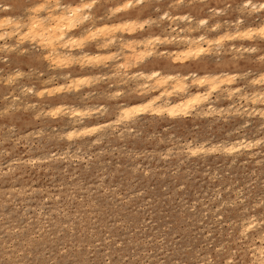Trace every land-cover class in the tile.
Wrapping results in <instances>:
<instances>
[{
  "label": "rangeland",
  "instance_id": "1",
  "mask_svg": "<svg viewBox=\"0 0 264 264\" xmlns=\"http://www.w3.org/2000/svg\"><path fill=\"white\" fill-rule=\"evenodd\" d=\"M41 1L0 0L10 7L0 18L7 13L23 24L42 18L46 12L41 6V11L33 10ZM82 1L92 0L58 2ZM93 1L84 32L125 19L149 22L143 30L137 24L133 33L121 29L105 49L100 38L74 46L77 62L62 67L53 65L40 42L18 39V31L0 38V264H256L254 248L264 232V119L252 110L254 115H237L235 108L246 103L237 102V95L228 100L221 92L205 102L220 107L212 115L204 116V105L201 116L198 111L176 119L140 114L129 123L113 120L121 104L141 101L129 74L145 70L146 62L135 64L137 59L126 54L123 45L129 39L135 44L146 36L164 37L175 23L185 36L205 32L214 37L231 32L238 18L240 27L259 25L264 9L255 14L241 9L246 0H131L134 4L126 9L124 0ZM162 14L178 18L170 22ZM182 16L192 21L184 22ZM200 19H207L205 28L197 25ZM215 23L219 26L213 32ZM77 28V35L84 33ZM221 45L211 46L191 69H183L164 52L182 44H156L148 63L155 59L168 72H228L235 74L231 87L238 93L264 90V44L252 38ZM80 50L103 55L85 65ZM122 55L133 63L119 59ZM67 72L71 78L90 79L69 88L63 77ZM114 72L118 74L111 77ZM56 84L63 91L60 86L59 92L51 90ZM67 106L97 113L71 123ZM102 122L107 126L96 132L65 134L71 127ZM242 138L252 142L248 149L228 155L218 147ZM199 145L203 151L188 153V146ZM250 220L255 227L244 232Z\"/></svg>",
  "mask_w": 264,
  "mask_h": 264
},
{
  "label": "bare ground",
  "instance_id": "2",
  "mask_svg": "<svg viewBox=\"0 0 264 264\" xmlns=\"http://www.w3.org/2000/svg\"><path fill=\"white\" fill-rule=\"evenodd\" d=\"M43 1L45 3L42 1L40 2L41 4H43V6L41 4L39 5V3H38V7L35 5L36 7L33 8L34 11L40 10V9H37L40 6L42 7V8L40 7L42 10L44 9L46 14L42 18L40 17L41 15L39 16L35 12V14L37 16H39V18H36L37 16L36 17L34 16V17L30 18V20L28 22L23 24V23H20L19 21H16L15 20L16 18L9 16L7 13H5L3 16H1L0 28L1 29L3 28V29L2 30L0 29L2 32V33H0V38L5 35L3 37L5 39L7 36H9V34L13 35L15 31L16 32L18 31V34L15 32L17 34L16 37L18 39H19L18 35H20V38L22 37V39H24L23 36H25V38L27 37V39L40 42L41 46H44L45 49H47V51L49 53L48 58L49 57L52 58V60L51 59L50 60L52 61L53 65L55 63L56 66L58 65L59 67H62L61 65L67 66V65H71V64L77 62V59L72 52V49L74 48V46H79V48H80L81 45H83L84 43H87L86 42L87 40L89 41V39H91L90 41H92V40L94 41V39L98 40L100 38L101 39V41H99L100 46H102L101 47L102 49H105L108 46L113 45L115 43V38H117V33L121 29H128L130 32L133 33V31L135 32V29H137L136 27H138V26H139L138 28L142 27V30H143V28L149 22V21L145 20L146 22L144 25V24H138L137 23L138 21H135L133 19H125L123 21H118V22L101 23V24L96 25L94 27L90 26L88 28V30L86 29V31L84 32L85 28L83 27V24L86 21H88L90 18V14L88 13V11H90L93 8L92 7V5L94 3L93 0L89 1V2H85V1H82L81 3L79 2V5L68 4L65 6L60 4L58 2L59 0H53V1L52 0H43ZM50 3H52V4L50 5ZM122 3L126 4L125 6L121 5V6H124V8L126 9L128 7L130 8L132 6V4H134V1L131 2V0H124ZM138 3H141V0H138ZM44 4H45V6H44ZM121 6H118L119 9ZM124 8H123V10H124ZM241 9L246 10L249 13L255 14V13L260 12L259 9H264V3H261L258 6V4H255L252 0H246L242 3ZM9 10H10V7L8 5H0V12H8ZM113 10H115V9L113 8ZM220 13L221 12H219V14ZM126 15L129 16L130 14L127 13ZM183 16L180 18L182 21L185 22L188 19V16L187 17H183ZM162 18H164V20L168 18L170 20V22H173V20L178 18V17L176 16L173 19L172 17L169 18L168 15H163ZM169 20H168V22H169ZM178 20H180V19H178ZM189 21L191 22L192 20H189ZM189 21L187 20V23ZM141 22H143V21H141ZM174 22H176V20H174ZM207 22H208L207 19H200L196 23H198L197 25H199L201 28L202 27L205 28L207 26ZM242 22H243V20L241 18H238V20H236L235 23L231 24V26L233 27L231 32H224V33L218 34L214 37L206 36L205 32L198 34L196 36H188V35L185 36V34L183 33L184 31L181 28H178L176 23H175V24H171L173 26L169 30L172 33V34L169 33L170 35L168 34V35H165L164 37H160L158 35L146 36L142 40L135 41V44L133 41H130V39H129V42H127V43L123 42V43H126L123 45L124 47L126 46L125 50L128 51V52H126V54L128 56L130 54V57L133 56V57H135V59H137L136 60L137 62L134 61L135 64L139 63V62H142V63L146 62L147 65L145 63V65L143 66V68H145V70H137V71H133L131 74H129L132 77V79H130V80H132V81L136 80V86L138 87V89L140 88L141 93L139 94V96L141 98V101L134 102V103H128V104H126V103L121 104L120 108L118 109V113L116 114L115 119L113 120L114 123L115 122L118 124L129 123L132 121V119L135 116L140 115V114L141 115L149 114V115H156V116L166 115L169 118L176 119L179 117H186L191 112H198L199 111V113L201 112V114H200V116H201V115H203L202 111H203L205 102H207L209 100V96L212 94H214V95L218 94V93L220 94L221 92L225 93L224 95L227 97L228 100H232L233 96L237 95V96H239L238 97L239 100H237V102L239 101L240 104L246 103L244 106H240L238 108L237 107L235 108L237 115H239V116H241V115L242 116L243 115L250 116L249 114L254 115L253 113L256 112V115H258L259 118L264 119L263 118L264 117V90L259 91V92L253 91L249 94L238 93L237 88L231 87V84L235 81V78H236L235 74H231L228 72L202 73V74H200L196 70H189L186 72L182 71V70H181L182 72L181 71L168 72V71H165V68H163L162 65H160L158 63V61L155 59H153L150 62V63H152V62L154 63L153 66H151L150 63H148V60H150L151 57L154 56L153 55L154 54L153 48L156 44H161L164 46H172V44L173 43L175 44V42H178L180 45L182 44L183 48H180L178 50H171V51H165L164 50V52H166L165 53V54H167L166 56H168L170 54V57L172 58L173 66L175 65L176 68L182 67L183 69H185V66H186V68L188 67V69H191L194 66V64L197 63V61L199 60V58L201 56L209 54V52L211 51V48L213 46L220 47V45L224 41H226V42L232 41L233 42L236 40V41H249L250 42L252 40V38H255L256 40H259L264 44V20L257 26L240 27L242 25ZM137 24H138V26H136ZM217 25L218 24L215 23V25H213L211 27L212 28L211 30L213 32L217 31L218 26H219V25L218 26ZM22 26L24 27V29L25 28L26 29H25V31L19 32L20 27H22ZM78 26H80L81 27L80 30H82L84 32L81 35H77L79 33V29L77 28ZM199 26H197V27H199ZM7 27H9L10 32L8 31ZM123 31H126V30H123ZM187 31H189V30H187ZM209 31H210V28H209ZM174 33H176L177 36H175ZM180 33H181V35H180ZM126 41H128V40H126ZM132 42H133V44H132ZM117 44L119 45V43H117ZM230 47H232L234 49V46H232V44ZM239 48H241V47H239ZM247 49H250L252 51L254 48L249 47ZM247 49H245V50H247ZM76 50L78 51V49H76ZM80 51H82V50H80ZM241 51H242V49H241ZM45 53H44V57L46 58L47 56L45 55ZM80 54H81L80 57L83 60L85 59L84 61H86L85 65L87 62L90 63L94 60L96 61V59L99 60L100 56L103 55L100 53L90 54V52L88 54L84 50ZM122 54H123V52H122ZM124 54H125V52H124ZM123 55L121 57H119V59L122 58L124 60V62L129 63L130 61L128 60L129 62H127V60L123 58ZM125 55H124V57H125ZM113 56H114V54H113ZM117 56H119V55H117ZM102 57H104V56H102ZM78 59L80 61L79 57H78ZM82 59H81V61L83 62ZM131 62L129 64H131ZM79 63H81V62H79ZM89 63H87V64H89ZM126 63L124 66V63L121 62V64H123L122 65L123 68L125 67L127 69L128 66H126L127 65ZM187 63H188V65H187ZM91 64H90V66H91ZM118 64H119V62H118ZM178 64H182V65H178ZM134 65L132 64V66H134ZM115 66H121V65H115ZM149 66H151V67L149 68ZM118 69H119V67H118ZM121 70H123V69H121ZM124 71H125V69H124ZM124 71H123V73H124ZM117 74H116V72H114V74L113 73L111 74V77L114 75H117ZM125 75L126 74H124L123 76H125ZM126 76L128 77V74ZM130 76L128 78H130ZM63 77H64V79L65 78L67 79L66 83L69 85V86H67L69 88L72 87L73 85L77 84V82L83 84L84 82H86V80L88 81L90 79L89 76H87V75L76 76V77L71 78L72 76H69L68 72L65 73V75ZM262 77H264V76H261V81H262ZM94 80H95V78H94ZM91 81H93V80H91ZM256 81H257V79H256ZM86 83H84V84L87 85ZM251 84H252V82H251ZM258 84H260V83L258 82ZM65 85L66 84H64V88L67 89V87H65ZM58 86H60V88ZM73 87H77V86H73ZM192 87L194 89L190 90ZM51 88H53V87H51ZM58 88L60 89V91L61 90L63 91V89H61V88H63L62 84H56L54 86V88L51 90H54L55 92H59V91H57V90H59ZM136 88H134L135 92H136ZM147 89H149V93L144 92ZM54 91H52V92H54ZM140 91H138V92H140ZM41 92H38V93H41ZM142 92H144V93H142ZM53 94H51V95H53ZM114 94H116V93H113V95ZM119 95H120V93H119ZM241 101H244V102L242 103ZM233 102L235 103L236 101H232V103H230V105L233 104ZM249 103L253 104V108L249 107V105H248ZM57 106H55V107H57ZM205 106L206 107L204 110L205 111L204 116L206 114L212 115L213 112H217V111L219 113L220 107H218V106L216 107L213 103H208ZM62 107H63V105L58 106V108H62ZM63 108L66 109V107H63ZM67 108H69V107L67 106ZM228 108H231V107L228 106ZM222 109H223V111H228V109L225 110L224 107ZM67 110H64V112H67ZM69 110H70V112H67L68 114H66V115H69V113H70L69 116H70V118H72L71 123H74V122L78 123V121L82 122V120L89 119L90 116L95 115L97 113L95 111L93 113H91L94 109L89 108V107L85 108V109H81V110L78 109L77 107L76 108L70 107ZM102 110H103V108H102ZM102 110H100V111H102ZM250 110H252L253 113ZM231 111L233 112L234 109ZM52 112H54V111H52ZM60 112H61V110H60ZM55 113H57V115H58L59 112H54V114ZM61 113H63V112H61ZM196 114H198V113H196ZM215 114H217V113H215ZM106 126H107V122L96 123V124L87 125V126L79 125L78 127L76 126L77 128L71 127L67 133L65 132V134H69V135L73 134L74 135L77 132L80 133V131L88 134V132H91V131L93 132L94 130L96 132L97 129H100V128L103 129V127H106ZM97 131H99V130H97ZM78 135H80V134H78ZM254 144H255V142H254ZM251 145H252V142H249L245 138H242L241 140L228 141L225 144H220V146H218V147L221 148V150H223L225 154L231 155V154H234L235 152H238L242 149H248ZM203 147L204 146H202V145L201 146L199 145V147H193V148L188 146L187 151L190 155L194 156L197 152L203 151L204 150ZM211 149H213L212 145L209 147V150H211ZM187 151H186V153H187ZM254 223H255V220H250L248 224L247 223L245 224L246 226H245L243 231L249 232L250 230H252L255 227ZM258 239L261 242V245L256 246L254 248L255 249L254 250L255 251L254 259L256 261V264H264V232H262V234H260Z\"/></svg>",
  "mask_w": 264,
  "mask_h": 264
}]
</instances>
